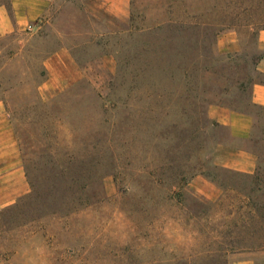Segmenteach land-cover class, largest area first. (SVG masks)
<instances>
[{
	"label": "rangeland",
	"instance_id": "1",
	"mask_svg": "<svg viewBox=\"0 0 264 264\" xmlns=\"http://www.w3.org/2000/svg\"><path fill=\"white\" fill-rule=\"evenodd\" d=\"M86 2L54 0L47 22L0 40V99L23 169L30 164L38 176L53 178L68 167L78 186H86L82 202H88L24 227L8 215L0 264H211L216 258L232 264L233 253L223 254L222 246L241 240L253 243L251 251L264 248L262 234L246 235L263 222L264 183L247 187L248 200L228 187L230 175L207 167L208 151L226 137L209 119L207 103L217 102L243 55L258 52L243 16L224 17L220 0H132L123 28L90 1L86 12ZM194 12L213 32L221 22L230 27L216 38L208 33L211 46L196 57L177 52L170 31L186 26ZM230 33L238 50L224 51L220 37ZM61 45L89 66L78 82L42 99L41 65ZM247 96L240 106L253 114L258 139L264 110L249 106ZM235 100L224 104L236 106ZM181 229L202 239L195 247L177 245Z\"/></svg>",
	"mask_w": 264,
	"mask_h": 264
},
{
	"label": "crops",
	"instance_id": "2",
	"mask_svg": "<svg viewBox=\"0 0 264 264\" xmlns=\"http://www.w3.org/2000/svg\"><path fill=\"white\" fill-rule=\"evenodd\" d=\"M54 0H0V38L15 32H32L39 22L46 20ZM90 3L121 27H127L132 17V0H87L86 12ZM87 15V13H86ZM93 15H87L91 19ZM93 19V18H92ZM229 38V39H228ZM224 51L238 50V40L231 33L220 37ZM257 51L262 54L256 66L258 77L250 89V103L264 109V30L256 36ZM72 49L61 45L44 60L45 80L38 86L42 99H47L78 82L84 77L86 65L72 56ZM107 58L99 62H107ZM208 117L216 128L224 129L226 137L214 144L212 163L222 169L253 174L257 159L252 153L250 135L254 116L249 112H236L228 108L211 106ZM212 184V183H211ZM210 183L208 185L211 186ZM30 187L24 174L19 144L16 139L9 114L0 101V210L12 206L18 199L26 196ZM232 264H260L264 260V248L257 251H241L230 255Z\"/></svg>",
	"mask_w": 264,
	"mask_h": 264
},
{
	"label": "trees",
	"instance_id": "3",
	"mask_svg": "<svg viewBox=\"0 0 264 264\" xmlns=\"http://www.w3.org/2000/svg\"><path fill=\"white\" fill-rule=\"evenodd\" d=\"M221 13L224 17L234 15L235 17L243 16L246 28L251 32V38L256 46V36L259 31L264 30V0H220ZM203 15V14H202ZM201 16L199 14L193 13L191 20L186 26L181 27L178 24L170 26V31L172 34V39L174 41V49L178 51H186L191 55L198 54L201 50H205L211 46L208 39V33L213 32L211 25L201 21ZM222 16V17H223ZM220 28L213 32V38L222 32L224 29L230 28L223 22L220 23ZM13 34L8 35L3 38H10ZM3 38H0L2 40ZM12 57V53L10 54ZM240 57V55H238ZM241 64L236 65L235 76L227 83L225 87L219 90V93L215 95L217 102H209L208 106H220L225 107L236 112H246L240 106V97L248 91V105L254 107L250 103V89L252 84L256 81L258 75L256 74V66L262 58V54L256 52L255 54H248V56L243 55ZM178 68V67H177ZM180 68V67H179ZM3 69L0 64V73ZM40 80L38 85H40L46 77L44 68L41 65ZM177 70V69H175ZM236 99V100H235ZM225 100H235L238 104L227 105L224 104ZM5 104L4 99H0ZM264 110L263 108H257ZM250 113V112H249ZM255 127L253 125L252 132L250 135L251 151L256 156L257 167L253 174H243L237 173L229 170L219 168L212 163L213 148L208 153L207 167L218 170L222 173L230 175L228 181V187L234 191L242 194L245 198L250 200L251 196L245 193L247 187L258 186L263 184L262 174L264 173V132H261V136L257 139L254 138ZM208 154V155H209ZM71 162H67V165L71 166ZM35 166L30 164L25 165L24 172L26 179L28 180L30 186V193L23 198H21L14 206H10L3 210H0V233L5 231V218L9 215V223L16 222L15 227H24L28 222L34 220H40L42 216L48 214H68L70 213L76 205L88 204V202H82V190L86 186L82 185L81 188L78 186V178L73 176L70 177L71 169L68 167H61L59 175L52 177L38 176L37 170L34 169ZM40 171V169L37 167ZM79 190V191H78ZM253 190V189H251ZM242 192V193H241ZM256 204V203H255ZM257 205V204H256ZM29 214L32 215L29 217ZM227 230L223 232V236H230L233 231ZM257 234H262L264 236V218L261 226L249 230L246 228V235L250 236L251 239L255 238ZM252 244V245H251ZM251 244L243 241L236 243H228L220 248L223 254L236 253L241 251H251L253 250V243ZM227 246V247H226ZM225 247V249H223ZM260 247V246H258ZM211 264H217V258L212 260Z\"/></svg>",
	"mask_w": 264,
	"mask_h": 264
},
{
	"label": "clouds",
	"instance_id": "4",
	"mask_svg": "<svg viewBox=\"0 0 264 264\" xmlns=\"http://www.w3.org/2000/svg\"><path fill=\"white\" fill-rule=\"evenodd\" d=\"M201 239L202 237L198 232L181 229L180 233L175 237V243L180 246L195 247Z\"/></svg>",
	"mask_w": 264,
	"mask_h": 264
}]
</instances>
